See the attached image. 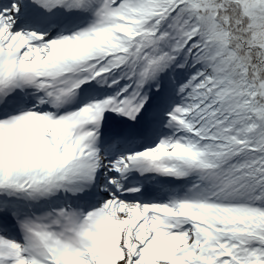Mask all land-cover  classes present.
Segmentation results:
<instances>
[{
	"label": "snow or ice",
	"instance_id": "1",
	"mask_svg": "<svg viewBox=\"0 0 264 264\" xmlns=\"http://www.w3.org/2000/svg\"><path fill=\"white\" fill-rule=\"evenodd\" d=\"M0 264H264V0H0Z\"/></svg>",
	"mask_w": 264,
	"mask_h": 264
}]
</instances>
